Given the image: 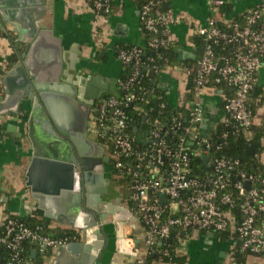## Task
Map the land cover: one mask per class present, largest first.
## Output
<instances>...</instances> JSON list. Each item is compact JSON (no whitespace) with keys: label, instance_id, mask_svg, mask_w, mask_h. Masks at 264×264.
Segmentation results:
<instances>
[{"label":"built area","instance_id":"built-area-1","mask_svg":"<svg viewBox=\"0 0 264 264\" xmlns=\"http://www.w3.org/2000/svg\"><path fill=\"white\" fill-rule=\"evenodd\" d=\"M142 1V26L152 37L147 48L131 47L119 51L118 61L123 67L132 66L134 73L126 82H118L124 93L123 99L108 96L101 100L98 117L92 115L88 129L96 139H108L110 145L105 148L111 154L109 158L114 161V169L125 172L131 179L133 212L145 229V235L143 251L128 264H145L146 259L169 238L173 227L183 233L194 229L214 233L225 231L233 218L223 207L232 209L236 205L241 208L243 216L236 228L240 249L262 255L264 222L260 223L259 218L264 214V177L248 176L238 171L239 163L226 157L213 159L209 153L211 144L202 135V126L205 123L203 93L212 84H226L234 91L231 98L224 95L222 122L227 125L235 123L247 134L254 126V112L248 103L257 82V73L264 66V0H259L246 13L244 25L234 21L225 23L229 30L219 27V14L226 1L208 0L210 15L196 33L204 38L206 47L197 64V94L190 125L181 129L182 136H177L181 126L177 119L173 120L170 129L158 120L153 121L149 136L143 140L146 147L138 149L134 136L128 132L125 108L137 101L132 89L140 76L145 50L171 47V27L180 22L173 13L163 10L162 0ZM87 3L97 16L112 13V4L108 0H87ZM160 31H163L162 38H159ZM220 45L232 47V56H218L216 47ZM167 136H177L178 146L173 147ZM194 155L211 159L205 167H211L212 172L202 179L192 176L191 158ZM127 161L130 165L125 163ZM234 176L237 181L232 184ZM248 182L250 190L246 188ZM232 187L236 198L229 191ZM163 196L166 197L164 201ZM167 212L176 217L164 223L162 218ZM72 238H52L44 234L40 226L32 228L21 219L5 217L0 249H6L9 256L6 260L0 258V264H31V260L23 258L26 244L45 254L50 249L69 244ZM123 239L118 242L120 253L127 252V249L138 252L133 239Z\"/></svg>","mask_w":264,"mask_h":264},{"label":"crops","instance_id":"crops-1","mask_svg":"<svg viewBox=\"0 0 264 264\" xmlns=\"http://www.w3.org/2000/svg\"><path fill=\"white\" fill-rule=\"evenodd\" d=\"M225 1L227 3L225 12L221 15L224 23H231L236 18L246 15L259 3V0ZM162 2L163 7L168 3L167 12L173 13L180 19L179 23L171 27L177 61L156 73L155 85L166 93L172 106H177L186 93L187 70L190 67L197 68L201 58L198 53L196 33L198 28L205 24L210 11L207 7L208 0H162ZM22 3L27 13L23 20L18 19L15 13L20 6L14 2L10 3L14 11L11 13V21L17 25V29L11 25L7 26L12 35V43L7 38L0 37V64L5 69L2 79L4 98H0V227L5 217L21 220L36 219L45 224L50 232L70 233L73 238L69 244H81L85 241L82 232L76 228L77 224L70 206L61 200H56L48 204L47 210L40 209L37 207L38 201L34 199L27 185L30 181L29 172L33 165L36 147L30 136L29 114L23 112L25 109L29 111L30 107L19 98L22 92L17 88L18 76L8 81V74L18 62V54L26 48L25 42L34 40L43 30L46 33L34 57V63L46 61L49 52H56L61 42L64 52L75 53L70 58L74 61L78 75L81 73L83 77L95 80L100 88L109 92L116 90V95L107 96H117L119 94L117 85L123 75L124 67L118 61L116 51L129 47L147 48L150 35L143 29L138 0H113L112 13L109 16H97L87 0H23ZM36 17L37 26L30 30L29 24H32L31 20ZM13 30L18 32L14 33ZM48 32L50 35L46 36ZM18 37L23 39L21 49L13 45ZM73 47H75L74 52L71 50ZM12 56L16 60L10 65L9 58ZM6 81H8L7 85ZM100 88L96 90L100 91ZM224 95L223 91L211 88L203 93L204 110L209 119V128L202 131L204 137L222 121ZM249 104L254 112V126L247 137L254 139L258 131H264V66L257 73V82L250 94ZM18 106H21L20 110ZM23 113L26 115L22 116ZM90 139L103 148L106 156V148L98 142V139L91 137ZM260 143L264 149V137L261 138ZM260 153V161L264 164V151ZM106 169L109 172H105V177L111 183L112 174L109 166ZM115 200L118 206L131 214L122 216V221L110 220L115 224L117 237V250L112 258V264H128L143 251L145 229L133 212L130 194L128 196L120 192L115 195L110 194L105 202ZM182 236L178 255L186 258L185 264H231L234 243H223L214 232L204 230H189ZM122 238L124 241L128 238L133 239L138 252L127 249V252L120 253L118 242ZM101 243L100 239L96 240L92 253ZM62 247L48 250L47 255L38 253L34 261L40 259L42 264H78V255ZM61 249L64 250L63 253L59 252ZM36 262L31 264H37ZM245 264H264V255L248 256Z\"/></svg>","mask_w":264,"mask_h":264},{"label":"water","instance_id":"water-1","mask_svg":"<svg viewBox=\"0 0 264 264\" xmlns=\"http://www.w3.org/2000/svg\"><path fill=\"white\" fill-rule=\"evenodd\" d=\"M12 2L20 6L15 12L18 19L23 20L27 15L23 0H0V37L7 38L11 43L12 35L7 26L17 29L11 21V13L14 12L10 7ZM168 8V3H165L163 10L167 12ZM37 20V17L31 20L30 30L37 26ZM45 33L42 30L34 40L25 42L26 48L18 54L19 60L8 74V81L18 76L17 88L22 92L19 98L30 107L29 111L25 109L23 112L29 114L30 136L36 147L27 185L40 209L47 210L49 203L61 200L73 210L76 228L82 232L85 242L62 248L78 255V264H112L117 237L115 224L110 220L122 221V216L131 213L118 206L116 200L105 202L110 197V180L105 177V172H109L105 168L110 159L104 157L103 148L90 139L88 127L90 114L98 117V112L92 109L94 102L103 95H116L117 92L100 88L95 80H89L81 73L74 80L72 75L76 67L70 57L75 53L64 52L61 42L56 52H49L46 61L34 63ZM49 35L50 32L46 34ZM22 40L18 37L13 45L21 49ZM71 50L74 52L75 47ZM62 77L66 80L62 81ZM20 109L21 106H18ZM204 118L202 129L207 130V113H204ZM247 153L254 155L253 145L247 147ZM210 161V157H203L204 166ZM246 188L251 189L249 182ZM165 198L163 196L162 200ZM97 239L102 243L92 253ZM63 249L59 252L63 253ZM37 255L36 250L32 251L33 260Z\"/></svg>","mask_w":264,"mask_h":264},{"label":"trees","instance_id":"trees-1","mask_svg":"<svg viewBox=\"0 0 264 264\" xmlns=\"http://www.w3.org/2000/svg\"><path fill=\"white\" fill-rule=\"evenodd\" d=\"M111 4L113 0H108ZM140 7L143 4L142 0H138ZM225 12V7L221 9L219 14V27L221 29L226 28V24L223 22L221 15ZM234 22L244 25L245 15L239 18H236ZM150 35V34H149ZM163 31H160L159 38H162ZM152 35H150V38ZM197 47L199 56L202 57L205 47L206 41L204 38L197 36ZM122 49H130L122 48ZM121 50V49H120ZM117 52V55L119 51ZM216 52L220 57H229L233 54L232 47H224L223 45L216 47ZM15 57L12 56L9 58L10 65L15 62ZM153 60V61H151ZM177 61V55L174 50V45L169 48L160 47L159 49H146L144 55L142 57V64L140 67V76L137 79L133 90V93L137 97V101L134 102L133 106L130 105L125 108V112L128 116V132L132 134L135 138V143L138 149H144L146 144L143 142L144 138L150 132V124L153 121H160V123L166 127L167 129L172 126V122L174 119H177L180 122V130L177 133V136H182L183 131L182 128H186L190 125V114L191 110L196 101L197 87L195 83L197 68L190 67L188 68V81L186 86V93L183 97V100L177 105L172 106L168 100L166 93L156 87L155 78L156 73L159 72L166 66H171ZM134 73V68L132 66L124 67L123 75L121 76L119 82H126ZM5 74V69L0 64V98L3 97V86L2 79ZM119 94L116 96L119 99H123L124 93L120 89V84L117 85ZM210 88H213L216 91H223L227 98H231L233 96V88L227 86L226 84L221 85H210ZM108 97V96H105ZM164 105V107H163ZM250 109L253 108L248 103ZM223 109V104H222ZM139 110L142 112L140 113ZM253 128L250 130L252 131ZM177 136H167L168 142L173 146L177 147L179 141L176 139ZM264 137V131H258L256 137L254 139H248L247 132L237 124L227 125L222 122L217 125V127L205 138L211 144V149L209 150L210 156L214 158L226 157L233 161H237L239 163L238 171L245 172L248 176H260L264 177V164L260 161L259 155L260 152H263L264 149L261 146L260 140ZM98 142L103 145H110L108 139L100 140ZM249 145H253L254 147V155H249L247 153V147ZM127 165H130V162H125ZM111 165L113 168V173L116 178L119 179V182L129 189L131 188V179L127 176V174L123 171L114 169V161L111 159ZM191 166H192V176L196 179H202L207 174L212 172L211 167H205L203 159L197 156H193L191 158ZM237 181V176L232 178V184ZM233 196L236 198L235 190L232 187L229 190ZM131 195V191H130ZM133 204V203H132ZM223 209L232 216L234 223L231 221L225 231L215 232V236L219 238V240L223 243L232 242L235 244V247L232 252V262L235 264H245L246 258L248 256H261L253 254L249 251H243L239 247L238 243V234L236 232V228L238 226L239 221L242 219V212L239 206H235L232 209L229 207H223ZM176 217L175 215L167 212L162 221L165 223L169 219ZM28 226L32 228H36L38 226L43 228L44 234L52 238H65L67 236H72L67 232H50L45 224L41 221H37L36 219L30 220H22ZM259 222H264V214L259 218ZM2 232V227H0V233ZM183 231L178 227H173L170 231V236L168 239L163 241L155 253L150 255L145 264H154L155 262H159L162 264H185L186 258L178 255V250L181 246ZM237 242V243H236ZM34 246L31 244H26L24 246L23 258L31 260L32 251L34 250ZM48 252V251H47ZM47 252L45 255H47ZM264 255V254H262ZM9 256V253L6 249H0V258L6 260ZM37 261V262H36ZM32 260L31 262L42 264L41 260Z\"/></svg>","mask_w":264,"mask_h":264},{"label":"rangeland","instance_id":"rangeland-1","mask_svg":"<svg viewBox=\"0 0 264 264\" xmlns=\"http://www.w3.org/2000/svg\"><path fill=\"white\" fill-rule=\"evenodd\" d=\"M92 139H96L95 136H93L92 134L89 135ZM106 155L107 157H111V154L109 153L108 149L106 148ZM109 190H110V194L115 195L117 194V192L121 193L124 196H128V194H130L129 189L126 187V185L124 186L123 184H121L119 182V179L116 178L114 175H112V182L109 185Z\"/></svg>","mask_w":264,"mask_h":264},{"label":"flooded vegetation","instance_id":"flooded-vegetation-1","mask_svg":"<svg viewBox=\"0 0 264 264\" xmlns=\"http://www.w3.org/2000/svg\"><path fill=\"white\" fill-rule=\"evenodd\" d=\"M78 71H76L75 70V72H73V78H74V80H75V78L76 77H79L78 76V73H77ZM82 76V75H81ZM64 80H66L64 77L62 78V81H64ZM105 96H107V95H103L102 96V98L100 99V100H97V101H95L94 102V105H93V107H92V109L93 110H95L96 112H98V109H99V106H100V102H101V100L103 99V98H105ZM91 117H92V115L90 114V120H91ZM89 125H90V121H89ZM88 129H89V127H88ZM104 157H107V155L105 156L104 155ZM109 158V157H108ZM110 159V158H109ZM108 166H109V170H110V173L112 174L113 173V168H112V165H111V159H110V163L108 164Z\"/></svg>","mask_w":264,"mask_h":264}]
</instances>
